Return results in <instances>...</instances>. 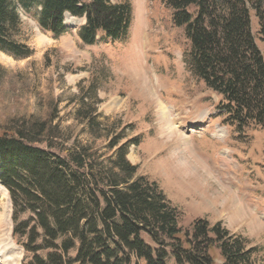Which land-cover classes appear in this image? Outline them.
I'll use <instances>...</instances> for the list:
<instances>
[{
  "label": "trees",
  "instance_id": "obj_1",
  "mask_svg": "<svg viewBox=\"0 0 264 264\" xmlns=\"http://www.w3.org/2000/svg\"><path fill=\"white\" fill-rule=\"evenodd\" d=\"M164 2L175 12L174 25L184 28L192 73L222 98L224 123L239 131L264 127V60L250 16L255 13L264 43V0ZM33 7L39 9L38 26L54 36L63 32L66 15L85 19L78 31L85 45L95 44L98 34L107 43L123 42L128 35L131 12L125 3L17 0L16 7L0 0V52L14 59L31 55L15 33L17 8ZM94 95L79 98L75 113V123L89 134L85 143L63 146L68 129L60 127V101L53 97L39 114L11 116L0 134V184L11 197L13 236H27L24 250L35 253L30 246L36 238L27 232L29 226L17 223V217L29 211L44 234L42 246L53 251L46 261L35 257L33 264H129L125 251L144 264H166L169 256L175 264H213L209 254L214 248L222 264H251L243 240L222 230L221 223L209 227L196 220L191 239L181 234L176 209L169 207L156 185L135 177L137 168L127 160L129 146L122 143V136L97 122ZM58 140L63 142L61 148ZM143 234L157 249L142 240ZM59 239L63 240L58 246L54 243ZM74 248L76 257L67 259Z\"/></svg>",
  "mask_w": 264,
  "mask_h": 264
},
{
  "label": "rangeland",
  "instance_id": "obj_2",
  "mask_svg": "<svg viewBox=\"0 0 264 264\" xmlns=\"http://www.w3.org/2000/svg\"><path fill=\"white\" fill-rule=\"evenodd\" d=\"M9 1L17 7V0ZM111 2L130 7L128 35L123 42L107 43L98 34L93 45L78 38L84 20L66 15L63 32L54 36L38 26V8H17L15 39L31 55L14 59L0 52V134L11 116L39 114L53 97L60 101V127L68 129L63 130L67 143L58 140L57 147L85 143L89 134L75 123V113L79 98L94 93L97 122L122 136V143L129 146L127 160L137 168L135 177L156 185L169 207L176 209L181 234L191 239L196 220L209 227L221 223L222 230L243 240L251 264H264V127L239 131L224 123L222 98L192 73L184 28L174 25L175 12L164 0ZM250 16L251 32L264 60L258 21L254 12ZM161 104L169 110L166 120ZM3 189L0 184V216L1 223L4 215L7 221L4 232L0 228V241L5 233L15 255L21 254L16 256L17 264H33L35 257L46 261L53 251L42 246L44 234L29 211L19 215L17 223L29 226L27 232L31 230L30 236L36 238L30 246L35 253L24 250L27 236H13L11 197ZM141 238L157 249L146 235ZM62 240L54 244L59 246ZM76 249L67 259L76 257ZM124 253L129 264H144ZM209 255L213 264L223 263L215 248ZM165 263L175 264L171 256Z\"/></svg>",
  "mask_w": 264,
  "mask_h": 264
},
{
  "label": "bare ground",
  "instance_id": "obj_3",
  "mask_svg": "<svg viewBox=\"0 0 264 264\" xmlns=\"http://www.w3.org/2000/svg\"><path fill=\"white\" fill-rule=\"evenodd\" d=\"M160 109L162 111V119L163 120H166V113L168 114L169 116V110H166L162 104L160 106ZM4 190V193H6V190ZM236 209H238L236 207ZM6 214H8V211H6ZM2 216H0V228H1V232H4L5 230V225H6V221H7V218L6 216L4 215V218H5V221H4V224L1 223V218ZM2 240L0 241V264H17L19 262V256H21V254H18L13 252V249L15 248L11 242H9L7 239H4L6 237L5 233L2 234ZM17 252V251H16ZM17 256V257H16Z\"/></svg>",
  "mask_w": 264,
  "mask_h": 264
}]
</instances>
